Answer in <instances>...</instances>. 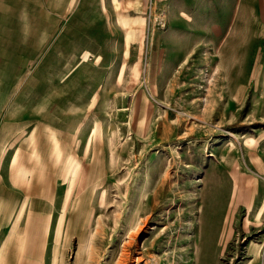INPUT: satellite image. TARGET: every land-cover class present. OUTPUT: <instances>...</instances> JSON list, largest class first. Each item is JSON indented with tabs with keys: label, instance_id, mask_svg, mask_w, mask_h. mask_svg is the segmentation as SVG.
Here are the masks:
<instances>
[{
	"label": "rangeland",
	"instance_id": "1",
	"mask_svg": "<svg viewBox=\"0 0 264 264\" xmlns=\"http://www.w3.org/2000/svg\"><path fill=\"white\" fill-rule=\"evenodd\" d=\"M66 29L26 83L55 127L0 129V264H264V0H80Z\"/></svg>",
	"mask_w": 264,
	"mask_h": 264
},
{
	"label": "crops",
	"instance_id": "2",
	"mask_svg": "<svg viewBox=\"0 0 264 264\" xmlns=\"http://www.w3.org/2000/svg\"><path fill=\"white\" fill-rule=\"evenodd\" d=\"M76 1L80 0H0V129L1 135H6L2 137L3 146L12 144H8L12 140L14 144L19 139L8 137L7 132L24 130L33 121L41 128L55 127L53 121L40 116L45 110L35 109L32 105L35 90L26 83L32 80L39 81V85L47 83L56 79L60 67L71 65L72 38L67 32L66 22ZM232 24L231 15L230 31L222 41L229 38ZM52 50L66 52L59 55L63 56L60 61L46 60L43 53ZM65 76L66 73L62 74V78ZM6 154L1 161L4 168H8L10 160L20 162L15 156L10 158Z\"/></svg>",
	"mask_w": 264,
	"mask_h": 264
}]
</instances>
